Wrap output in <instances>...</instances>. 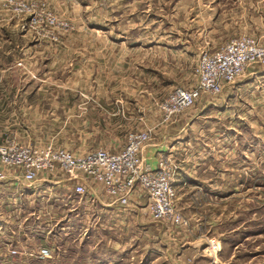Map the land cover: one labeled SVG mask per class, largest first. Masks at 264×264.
Returning <instances> with one entry per match:
<instances>
[{
	"label": "rangeland",
	"instance_id": "obj_1",
	"mask_svg": "<svg viewBox=\"0 0 264 264\" xmlns=\"http://www.w3.org/2000/svg\"><path fill=\"white\" fill-rule=\"evenodd\" d=\"M46 1L73 27L58 42L0 22V69L10 70L0 83L43 85L25 105L0 92V142L116 151L130 132L158 125L152 142L175 153L184 224L103 207L60 172L20 179L0 185V264H264V65L171 122L158 107L198 84L207 51L244 35L264 46V0ZM220 180L212 194L208 183ZM39 247L51 257L36 259Z\"/></svg>",
	"mask_w": 264,
	"mask_h": 264
},
{
	"label": "built area",
	"instance_id": "obj_2",
	"mask_svg": "<svg viewBox=\"0 0 264 264\" xmlns=\"http://www.w3.org/2000/svg\"><path fill=\"white\" fill-rule=\"evenodd\" d=\"M0 7L11 17L25 19L24 27L28 30L55 42L73 28L46 0H0ZM254 64L264 65V46L250 35L235 37L207 51L198 65V84L190 88L176 87L158 103L162 121L171 122L204 95L222 94ZM154 129L146 126L130 132L120 150L100 147L83 154L53 145L38 146L16 140L0 142V185L15 184L20 179L33 185L60 172L74 184V192L79 196L105 197L109 205L126 209L142 207L154 221L171 219L184 224L177 205L178 166L174 154L159 151L155 167L143 157L144 149L152 142ZM141 196H147L145 206L140 205ZM217 249V244H212L209 250L212 253ZM17 253L20 250L12 249V254ZM36 257L42 261L50 258V248L39 247Z\"/></svg>",
	"mask_w": 264,
	"mask_h": 264
},
{
	"label": "crops",
	"instance_id": "obj_3",
	"mask_svg": "<svg viewBox=\"0 0 264 264\" xmlns=\"http://www.w3.org/2000/svg\"><path fill=\"white\" fill-rule=\"evenodd\" d=\"M0 22L3 25H15V26H17L19 28H22V29L25 28L26 31L29 34H32L36 38L41 40V41H39L41 43H44V41H42V40H46V39H41L32 30H28L27 27H24L25 26V19L11 17L1 7H0ZM45 42L48 43V44H51L48 41H45ZM44 47H46V46H44ZM28 52L29 51H28V48H27L26 51H25V55L28 54ZM7 71H10V70L9 69H0V77H4L6 74H9V73H7ZM28 71L33 74V72H31L30 70H28ZM33 76H35V74H33ZM2 80L3 79L0 78V81H2ZM42 87H43V85L26 84L24 86H19V85H10V84H7V83H0V92L4 93V97L5 98L8 96L7 95L8 91L16 92V94L14 96H16V98L19 99V100H17L18 103L25 105V104L30 103L32 101V97L34 96V94L35 93L38 94ZM44 87H47L48 88L47 90H50V91H52V89L54 88L53 86H47V85H44ZM63 87H65V86L62 85L60 88H63ZM2 97L3 96H1V98ZM146 126H151V127L155 126L154 127L155 128L154 131H155V136H156V134H157V126L158 125H146ZM158 152H159L158 145L153 141L150 144H148L147 147L144 149L143 157L146 160V162H148L150 165L155 167L156 164H157V154H158ZM194 168H197V167L194 166ZM210 170H213V168L210 167ZM208 184H209L208 186L210 187L212 194H214V192H215L213 190H219V192H221L223 186L225 185V183H223V180H220L219 182L216 181L215 184L214 183H208ZM220 195H221L220 198H222V199H229L230 198L229 196H223V193H221ZM100 198L101 197H98V200L100 201V203L102 204L103 207L114 206V205H109L111 203L105 197H102V199H100ZM222 246H223V244H222ZM2 250L3 249H0V253H2ZM37 252H38V250L35 253H37ZM24 253H25L24 250L22 248H20V255H22ZM181 256L183 257L184 254L180 255L179 258H181ZM36 259H37V257H36ZM188 260H189L188 262L190 264H191V262H193L192 258H189Z\"/></svg>",
	"mask_w": 264,
	"mask_h": 264
}]
</instances>
